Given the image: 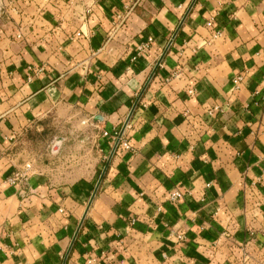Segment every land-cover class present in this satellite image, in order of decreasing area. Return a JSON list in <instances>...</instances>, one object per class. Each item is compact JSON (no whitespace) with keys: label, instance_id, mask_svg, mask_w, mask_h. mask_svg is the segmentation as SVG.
<instances>
[{"label":"crops","instance_id":"crops-1","mask_svg":"<svg viewBox=\"0 0 264 264\" xmlns=\"http://www.w3.org/2000/svg\"><path fill=\"white\" fill-rule=\"evenodd\" d=\"M130 1L0 0V264H62L104 167L65 264H264V0H195L143 91L192 0Z\"/></svg>","mask_w":264,"mask_h":264},{"label":"built area","instance_id":"built-area-1","mask_svg":"<svg viewBox=\"0 0 264 264\" xmlns=\"http://www.w3.org/2000/svg\"><path fill=\"white\" fill-rule=\"evenodd\" d=\"M137 1L133 0L130 1L129 3H126L123 6V16L121 17V19H125L127 18L128 14L132 11V9L136 6ZM207 26H211L212 25V20H208L206 23ZM220 35V31L216 30L214 31V33L212 34V38H216ZM17 38L21 37V34H17L16 35ZM152 42V38L151 37H147L143 42H141L140 44H138L137 48H136V53L135 56L133 57V59H136L138 56H140L146 49H148L149 45ZM241 79V77H237L236 79L233 80V82L236 84L239 80ZM190 94L193 93L192 90L188 91ZM82 123H86V121H82ZM129 127V122L125 125L124 129ZM102 134L104 136H111L113 142H118L117 146H120L122 148L125 149H131L130 145L127 143V141L125 139H123L122 137V132L120 131H113L112 133H108L107 131H103ZM31 169V162H27L24 165V171H21L17 174H15L13 177L9 178L8 181L13 183L15 182V180L17 178H21V177H26L27 176V172ZM182 197V192L178 189L173 190L172 192H170L168 194V200L169 201H177ZM176 238L179 241L183 240V235L182 234H177ZM90 263V261H88Z\"/></svg>","mask_w":264,"mask_h":264},{"label":"water","instance_id":"water-1","mask_svg":"<svg viewBox=\"0 0 264 264\" xmlns=\"http://www.w3.org/2000/svg\"><path fill=\"white\" fill-rule=\"evenodd\" d=\"M194 1H195V0H192V2H191V4H190L189 8L187 9V11H186L184 17H183L182 20L180 21V23H179L178 27L176 28L175 32L173 33L171 39L168 41V43H167L166 47L164 48V50H163L161 56L159 57V59H158V61L156 62L155 66L153 67V69H152V71H151V73H150L148 79L146 80V82H145V84H144V86H143V88H142V91L145 89V87L147 86V84L149 83V81L151 80V78L153 77V75H154V73H155L157 67L159 66V64H160V62H161L163 56L165 55V53L167 52L169 46L171 45V43H172V39L175 37V35H176V33H177V31H178L180 25L182 24L184 18H185L186 15L188 14V12H189L190 8L192 7ZM142 91H141V92H142ZM138 100H139V98L134 102L133 106L131 107V109H130V111H129V113H128L126 119H125L124 125H123V127H122V131L124 130L125 125L128 123V121H129V119H130V117H131V115H132V112H133V110H134V108H135V106H136ZM122 131H121V132H122ZM117 145H118V142L116 141V142L114 143L113 149H112V151H111V154H110V156H109L107 162L110 160V158H111L112 154L114 153V151H115ZM58 148H59V142H56V143L53 145L51 151H52V152H56V151L58 150ZM104 171H105V167L103 168V171L101 172V174H100V176H99V178H98V180H97V183H96V185H95V188H94V190H93V193H92V195H91V197H90L89 203H88L87 208H86V210H85V213H84V215L82 216V218H81V220H80V222H79V225H78V227H77V229H76V231H75V233H74V235H73V238H72V240H71V242H70L69 248H68V250H67V252H66V255H65V258H64L62 264H65V261H66L67 255H68V253H69V250H70V248H71V246H72V244H73V242H74V240H75V238H76V235H77L78 230H79V228H80V226H81V223H82V221H83V218H84V216H85V214H86V212H87V210H88V207H89V205H90V203H91V201H92V199H93V197H94V195H95V193H96V191H97V189H98V187H99V184H100V182H101V179H102V176H103V174H104Z\"/></svg>","mask_w":264,"mask_h":264},{"label":"rangeland","instance_id":"rangeland-1","mask_svg":"<svg viewBox=\"0 0 264 264\" xmlns=\"http://www.w3.org/2000/svg\"><path fill=\"white\" fill-rule=\"evenodd\" d=\"M84 162V160L82 159V160H80V161H78L77 159L76 160H71V162L70 161H64V160H61V162L59 161V162H57V165L56 166H62L63 167V169H67L68 168V170H71L72 168H80L81 167V163H83ZM90 164V165H89ZM85 167L86 168H84V169H86L87 171H89V169H90V167H91V165H93V162L91 163H85ZM83 167V166H82Z\"/></svg>","mask_w":264,"mask_h":264}]
</instances>
